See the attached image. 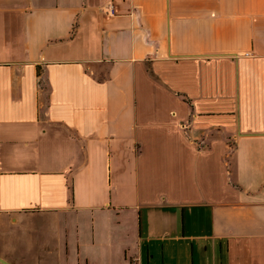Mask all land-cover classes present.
I'll return each instance as SVG.
<instances>
[{"label": "crops", "instance_id": "obj_1", "mask_svg": "<svg viewBox=\"0 0 264 264\" xmlns=\"http://www.w3.org/2000/svg\"><path fill=\"white\" fill-rule=\"evenodd\" d=\"M0 264H264V0H0Z\"/></svg>", "mask_w": 264, "mask_h": 264}, {"label": "built area", "instance_id": "obj_2", "mask_svg": "<svg viewBox=\"0 0 264 264\" xmlns=\"http://www.w3.org/2000/svg\"><path fill=\"white\" fill-rule=\"evenodd\" d=\"M104 11L107 15H113L114 14V5L112 3H106L104 6Z\"/></svg>", "mask_w": 264, "mask_h": 264}]
</instances>
